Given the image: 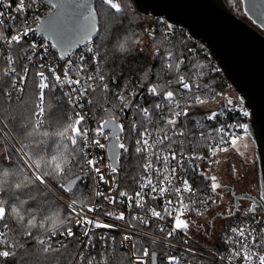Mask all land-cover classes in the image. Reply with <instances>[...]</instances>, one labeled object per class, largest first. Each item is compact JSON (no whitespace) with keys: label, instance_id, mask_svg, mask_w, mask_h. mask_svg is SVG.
<instances>
[{"label":"built area","instance_id":"1","mask_svg":"<svg viewBox=\"0 0 264 264\" xmlns=\"http://www.w3.org/2000/svg\"><path fill=\"white\" fill-rule=\"evenodd\" d=\"M19 5L20 0H0V12L5 13L2 17L4 23L0 25V57L4 61L5 73L15 68L16 74L12 75V77L14 78L16 87L10 92L12 93V97L20 101L31 68L35 67L39 71H44L48 78L46 82L49 84V88L45 91L58 89L63 92L64 101L68 106L70 116L73 117L74 113L85 116L83 127L90 130L89 142L93 138H98L101 139V143L107 145L108 141H105L99 136L93 137L91 133L92 129L99 127L104 121L99 119L92 109L91 90H89L86 96H81L78 102L74 101L70 105L68 102V94L72 93L73 88H78L79 86L63 85L53 87L56 84L55 75H59L63 80L64 72L68 68H71L69 72L70 79L80 80L81 84H85L87 78L92 76L94 79L90 83L94 86L98 85V78L104 65L96 49L94 40L74 50L64 62L56 51L57 49L52 47L53 44L42 37L37 31L42 19L50 13L52 8L42 0H24L25 9L23 11H17ZM25 28L31 29L27 36L22 35ZM180 30L186 31L181 28ZM186 34L189 36L187 31ZM12 35H21L20 42H12L9 45L7 41ZM168 35L170 36L171 33ZM194 42L206 48L199 42L195 40ZM32 45H35V49L31 47ZM23 46L25 47L24 49ZM208 55V59L214 62L213 67L219 68L212 55L210 53ZM21 56H23L26 64L20 61ZM28 57L31 59H28ZM9 60L14 63H9ZM41 65H43V68L40 67ZM49 69H54V73L49 71ZM227 84L231 89L220 93L215 99L210 100L209 103L201 108L200 114L196 118L194 117L196 120L194 127H197L195 131L191 130L192 126L186 120L187 118H182L184 117L183 113L177 118L175 130L172 126L165 124V119L171 118L173 115L172 113H168V109L163 112L164 122H155L151 118V122L145 127H140L138 122H134L136 117L135 112L139 111L141 115H143V112L138 110L137 107L135 108V100L132 97L129 102H133L131 119L133 120V124L136 125V129L134 130L135 134L132 136L134 144H136L137 139H140V133L144 132L145 128L151 133V136L147 137L149 147L146 151H142L146 155V160L142 166L143 169L141 170L136 185L133 187L122 185L119 176L120 162L118 172H111V168L108 167V165L112 164L108 147L106 149L92 148L87 150L90 151L93 158L99 161L98 166L104 177V180L101 181L98 179L97 173L87 170L91 176L93 185L92 191L87 196L75 199L48 184L49 191L66 208L73 200L77 201L78 207L80 204L86 206L94 205L97 211L86 212L85 214L90 218L96 217L101 222L110 224L113 227L93 228L89 234L91 236L89 240V237L84 235L85 228L76 223L79 217L72 215L74 224L71 226V229L74 235L68 237L66 235V229L56 231L55 235L51 234L46 239L47 241L45 240L46 245L51 244V249L56 247H69V251L73 252L74 256L68 264H152L153 253L158 255V264H168V258L171 256L179 259L180 264H230L229 257H232L231 264H243L242 257L237 258L232 256V251L234 248H240V244L237 241L247 239L251 242L252 236L257 237V242L264 240V214L260 209L257 208L255 213L245 215L251 206L240 207L239 205V211L233 213V208L232 212L227 216L219 218L217 225L202 226L204 218L209 214L215 213L216 207L219 204L220 188L215 193H212V181L209 179L213 175L218 177L216 174L217 171L213 170L217 156L234 146L230 143L229 138H226L225 143L220 144V136L217 135L215 129L219 127L227 128V126L231 125L232 127L228 130L232 132L234 137H238L236 139L237 143L244 136H248V127L245 132L239 125L248 126L251 120L249 111L242 106L240 101L238 105H227V100L230 99L228 94L234 90L230 81ZM188 94L189 92L182 87V90L176 97L180 101L178 111L183 106L182 100ZM148 97H152L150 93L147 96H141L139 103L146 102ZM187 99L188 102L191 101V98ZM161 103H164V108L168 107L167 102L164 101ZM213 103H217L216 108L218 109L216 111L209 109ZM142 108H145V106ZM147 108L150 114L152 106ZM245 111L248 112L247 117L243 115ZM213 112L218 113L217 117L212 120L207 119ZM123 115L128 116L125 114V109ZM114 120L119 125L123 124L124 129H126L127 124H125L124 120ZM201 130L204 132V136L200 135ZM174 131L177 132L176 135H173ZM180 131H184L185 135L180 136L178 134ZM108 132L105 131V134H108ZM194 133L197 138L195 137L193 140L191 135ZM165 136L170 137V139H164ZM157 140H162L163 142L157 143ZM136 146L138 147L137 144ZM139 146L142 149L144 148L143 144ZM213 148L216 149L215 156L211 154ZM220 148L226 150L221 151ZM173 153L176 155L175 160L171 159ZM157 154L160 156V159H157ZM164 157H168L167 163L164 162ZM184 157H189L190 159L184 161L183 165H181L180 162L184 160ZM149 162H151L152 167L148 171H145L144 166ZM173 169H175L174 175L172 172ZM157 170H159V173ZM164 176H168L172 181V191H166L163 195H159L160 187H169L167 182L160 183L164 179ZM149 177H151L157 187L156 193L151 192L150 187L144 188L143 190L140 187L141 184L147 182ZM185 179L188 180L190 186L194 189V194L182 193L184 196V204L188 205L187 209L181 207L179 204V196L174 191L176 187L183 189V181ZM216 182L219 183L218 179ZM97 191L102 192L104 195L96 196L95 193ZM120 191H126L128 196L133 197L131 206H129L127 197H119ZM139 191H143L145 194L144 200L142 201L144 204L143 209L138 208L135 204V200L137 199L136 193ZM106 196L116 197L117 202L114 204L110 203L108 199H105ZM190 196L191 199H189ZM205 198L208 199V203L206 205L200 204L199 200ZM166 201H171L172 203L166 205ZM192 201H196V203L193 204ZM165 207L172 211V216L167 214ZM153 208L159 211L164 218L152 217L149 209ZM109 211L115 212L116 215L123 212L125 219L117 220L106 215L105 213ZM180 211L184 212L181 218L190 221L187 234L183 230H177L175 236L168 237L167 233L174 226L175 216ZM197 212L200 214H197ZM133 216L144 217L147 223H143L140 220H133ZM233 227L237 229L243 228L246 232L250 231L251 235L246 234L245 237H240L233 234L231 232ZM161 228L165 229V231H161ZM62 231L64 235H61ZM0 232H4L1 226ZM125 236L130 239L126 240ZM5 242L4 238L0 239V251L5 250ZM253 250L259 254H264V249ZM145 251L148 253L147 256L144 255ZM1 262L2 260H0V264Z\"/></svg>","mask_w":264,"mask_h":264},{"label":"trees","instance_id":"2","mask_svg":"<svg viewBox=\"0 0 264 264\" xmlns=\"http://www.w3.org/2000/svg\"><path fill=\"white\" fill-rule=\"evenodd\" d=\"M114 2L121 4V13H116L108 4L103 3V0H98L96 3L99 35L94 43L104 65L99 76L103 75L105 80L101 82L98 78L96 90L91 91L90 97L92 109L99 119L106 120L114 117L117 120H124L127 124L123 137H125L124 142L128 151L120 156L119 176L122 185L133 187L141 174L146 155L142 152L137 153L135 150L137 146L132 140L135 134L131 119L132 110L130 109L128 116L123 115L125 105L132 97L135 100V108L141 111L143 106L149 108L152 106L150 119L152 118L155 122H164L163 112L168 107H165L163 111L155 108V104L164 101L151 95L152 97H148L146 102L139 103L140 97L148 95L150 86H157L159 91L160 87L167 85L169 81L172 82L171 87H165L164 91L173 90L177 97L182 90V84L178 83L179 77L183 75L185 82L191 85V92L182 100L183 106L179 111L183 113V110L187 108L188 116L182 118H187L186 120L192 126L191 130L195 131L197 127H194L196 124L194 117L200 114L201 108L220 93L231 88L222 70L213 67L214 62L208 59V50L195 43L187 36L186 31L172 30L162 19H153V28L149 29L148 20L151 22V18L142 15L135 8L132 0H114ZM169 33H171L170 36ZM143 42L150 43L155 53L139 49ZM121 44L124 45L123 50L120 48ZM169 52L173 54L171 70L167 68L165 62V56ZM20 61L26 64L23 56ZM176 64L181 65L179 69L176 68ZM37 72H39L37 68H31L20 101L13 97L9 100L5 93L12 91L14 78L6 75L4 61L0 57V90H2L0 91V133H2L0 144L4 145L0 148V186L5 188L21 182L31 184L30 180L25 179L31 169H25V163H21L22 159L32 157L35 160L42 157L40 169L42 174L45 170L44 162L50 161L52 155L63 152L65 150L62 147L63 144H67L68 151L71 152L70 143L56 134L63 131L69 119L72 118L64 101L63 92L58 89L45 91V119L42 128L34 130V116L32 123H28V117L37 111L36 105L40 103ZM103 84L108 85L107 92L102 90ZM195 95H200L207 102L195 103ZM120 96L124 97L123 101L119 99ZM187 98H191V101L188 102ZM189 103L192 104L191 107L188 106ZM135 115L134 122H138L140 127H145L149 123V119L139 114V111H136ZM45 132L48 135H44ZM195 137L197 138L195 133L191 135L193 140ZM25 145L27 147H24ZM21 148L27 156L21 154ZM12 149L16 151L13 152ZM76 158L80 159L79 156ZM81 163H83L82 159ZM5 172L8 173L7 176L4 175ZM76 178H81L82 181L76 186L74 195L60 188V184L67 187L69 182ZM47 179L49 185L75 199L87 196L93 188L87 169L81 171L79 167H74L71 173L58 180ZM38 187L42 189L45 186L38 185ZM3 195L9 202L17 204L26 218L34 213L37 220V227L31 229L32 236L26 235L29 229L20 230L14 219L6 221L10 225L9 229L1 226L5 232L4 249L15 253L14 256L7 258V264H68L74 256L73 252L69 251V247H56L45 253L44 247L47 245L39 244L38 240H46L52 234L46 231L50 225L49 217H57L59 214L58 220L66 222L57 231L73 226L74 219L73 216L68 215L69 210L50 191L38 193L35 187L32 189L22 187L21 190L13 187ZM42 220L47 221L44 228L39 226ZM1 264H4L3 260Z\"/></svg>","mask_w":264,"mask_h":264},{"label":"snow or ice","instance_id":"3","mask_svg":"<svg viewBox=\"0 0 264 264\" xmlns=\"http://www.w3.org/2000/svg\"><path fill=\"white\" fill-rule=\"evenodd\" d=\"M103 3L108 4L111 9L115 10L116 13H121L122 8L121 4L114 2V0H103ZM86 6L77 4L76 9L67 17V19H62V20H57L54 19L50 22H48L46 25H44L42 28H38V31H46L50 35H52L56 40L57 44L52 45V47H63L67 45L68 47L73 46L77 40L76 37L79 36L80 39H84L85 37L90 35V30L86 32H82L81 26H80V17L83 15L82 9H84ZM25 9L24 5V0H20V5L17 9V11H23ZM5 15V13L0 12V25L4 23L2 17ZM31 29L25 28L22 35L27 36ZM21 40V35H12L11 38L7 41L9 45L12 44V42L19 43ZM33 49H35V45L31 46ZM120 48L123 50L124 45L121 44ZM172 57L173 54L169 52L165 56V62L167 65V68L169 70L172 69ZM63 59V57H61ZM28 59H31L28 57ZM9 63H14L13 61L9 60ZM180 64H176V68H180ZM43 68V65L40 66ZM27 71V70H26ZM49 71L54 73V69H49ZM71 71V68H68L64 72V79L62 80L59 75H55V81L56 84L53 85V87H59L63 85H77L79 86L78 88H73L72 93L68 94L69 99L68 102L70 105L74 103V101L78 102L81 96H86L89 92L95 91L97 86H94L90 81L94 79V77L89 76L87 78V81L85 84H81L80 80H72L69 78V72ZM83 71V69H81ZM15 68H12L9 70L6 75L12 76L15 75ZM36 75L40 78L39 83L37 84L38 89L40 90L39 93V100L40 103L36 105L37 111H34L29 117H28V123H32V117H35V128H42L44 126V119H45V106H44V97H45V90L49 88V84L46 82L47 81V76L45 75L44 71H39L36 73ZM26 80V77H25ZM99 80L103 82L105 80V77L103 75L99 76ZM171 81L168 82L167 85H162L160 87V90L158 91L157 86L153 85L150 86L148 89V92L153 95L159 97L162 101L167 102L168 105V111L172 113L173 115L171 118L166 119V124L172 126V128L175 130L176 124H177V118L181 116V112L178 111L177 109L180 108V101L176 99V92L173 90H167L164 91L165 87H171ZM178 83L182 84V87L184 90H187L188 92H191V85L187 82H185V77L181 75L179 77ZM13 88L16 87L15 84L12 85ZM197 89L199 90V85H197ZM22 90V89H21ZM104 92L108 91V85L103 84V89ZM2 91V90H0ZM78 93V94H76ZM9 100L12 98V93H5ZM75 94V95H74ZM119 99L123 101L124 97L120 96ZM195 103L197 104H205L207 101L205 99H202L200 95H195L194 97ZM227 105L228 106H233L234 101L232 99L227 100ZM49 106L51 107L50 103ZM164 103H157L155 104V108L158 110L163 111L164 109ZM189 107L192 106L191 103L188 104ZM127 107V105H125ZM141 111L143 112L144 117L149 119V122H151L150 117H149V109L147 107L142 108ZM183 115L185 117L188 116V110L185 108L183 110ZM218 113L213 112L211 115L207 117V119L212 120L217 117ZM245 117L248 116V112L245 111L243 113ZM114 117L112 120H104L103 123L91 130V133L93 137L99 136L102 137L105 141H108V144L106 145L105 143H101V139L98 138H93L91 142H89V134L90 130L88 128L83 127L84 121H85V116L81 115L79 113H74L73 117L69 119V122L67 123L66 127L63 128V131H60L56 133L59 137H61L62 140H66L70 143L71 145V152L68 151V145L63 144L62 147L65 149L63 152H58V155H52L50 161H45L44 162V171L41 174V160L43 159L42 157L40 159H35L33 160L32 157H27L28 163L25 164V169L26 170H34V171H29V175L25 178L26 180H30L31 184L28 183H16L14 186L9 185L7 188L0 186V226H2L4 229H9L10 225L8 220L14 219L15 222L18 224L20 230H24L25 228L29 229V231L26 232L27 236H32L31 229L37 227V220L36 216L34 213L29 214V217L26 218L25 214L21 211L20 207L15 204L9 202V200L5 199V196L3 195L4 193L10 191L13 187L16 190H21L22 187L24 188H29L32 189L35 187V190L38 193H48V179L51 178L54 180H58L59 178H62L66 176L68 173H71L73 171L74 167H79L81 171L84 169H87L89 172H95L98 174V179L103 181L104 177L103 174L101 173V169L98 166L99 161L91 156L90 151H87L88 149L92 148H99V149H106V147H111L112 149V159L116 161V164H111L108 165V167L111 168L112 173H117L118 172V163L120 156L122 155V152L120 150H123L124 153L128 151L127 145L124 142L125 137L122 136L124 132V126L123 124L116 125L114 123ZM232 126L229 125L227 128L225 127H219L215 129V132L217 135L220 136V144L225 143L226 138L230 139L231 144L236 143V139L238 137H234L232 132L229 131ZM242 129L247 130V125H239ZM202 128V126H201ZM105 129H111L108 134H105ZM136 129V125H133V130ZM177 132L174 131L173 135H176ZM180 136H184L185 133L184 131H180L178 133ZM2 135V133H0ZM31 135V133H29ZM44 135H48L47 132L44 133ZM201 136H204V132L201 130L200 132ZM211 135V133H209ZM151 136V133L147 131V128H145V131L140 133V139H137L136 144L138 147H136V152L141 153L142 151H146L147 148L149 147V140L147 137ZM164 139H170V137L165 136ZM157 143H162V140H157ZM143 144L144 148L140 147L139 145ZM82 146V147H81ZM4 145L0 144V148H3ZM24 147H27L25 145ZM219 147V145H217ZM221 151H225L226 149L220 148ZM13 152L16 151V149H12ZM20 152L22 155L27 156L26 153H24L23 148L20 149ZM213 156L216 155V149H212ZM79 156L80 159H77L76 157ZM195 158V157H192ZM202 158V157H201ZM81 159L83 160V163H81ZM157 159H160V156L157 154ZM164 162H168V157H164ZM172 160L176 159L175 153L172 154L171 156ZM189 157H184V160H182L180 163L183 165L184 161L189 160ZM23 163V161H21ZM219 163V161H217ZM152 167L151 162L146 164L144 166L145 171H148ZM235 170V169H234ZM159 173V170H157ZM173 175L175 174V169L172 170ZM203 175V173H201ZM5 176L8 175L7 172L4 173ZM209 179L212 181L211 183V191L212 193H215L218 188L221 187L219 183H217V177L215 175L209 177ZM164 182H167L169 185L168 188L165 187H160L159 188V195H163L166 191H172L171 184L172 181L168 178V176H164V179L160 181L161 184ZM74 182H69V186L65 187V185L60 184V188L69 192H72L73 195L74 190L71 187V184ZM38 185H45L44 188H39ZM141 189L143 190L144 188H151V192L156 193L157 192V187L153 183L151 177L147 179V182L144 184L140 185ZM176 194L179 196V204L181 205L182 208L187 209L188 205L184 204V196L182 193H191L194 194V189L190 186L189 182L187 179L183 181V189L180 187H176L174 189ZM96 196H101L104 195L102 192L97 191L95 193ZM144 192L139 191L136 193L137 199L135 200V204L138 208L143 209L144 204L142 201L144 200ZM119 197L124 198L127 197V200L129 202V206H131V201L133 200V197L128 196V193L126 191H120L119 192ZM156 198V197H153ZM105 199H108L110 203H116L117 198L116 197H105ZM191 199V196L189 197ZM241 199H250V197L243 196ZM171 201H166L167 204H171ZM193 204L196 203V201H192ZM199 203L202 205H206L208 203V199H200ZM215 203V201H213ZM235 210L239 211V205H235ZM68 208V215H76L79 217V219L76 220V223L82 227L85 228L84 235L89 237V240L91 239V236L89 235L90 232L92 231L93 228L99 229V228H111L113 227L110 224H106L101 222L98 218L96 217H88L85 213L86 212H94L97 211V208L93 206H86L84 204H80L78 207V203L76 200H73L69 205H67ZM151 216L159 219H163L164 217L161 216V213L159 211H156L154 208L149 209ZM165 211L169 216H172V211L169 210L167 207H165ZM232 212V210H229ZM256 208L251 207L247 210L245 215L249 213H255ZM106 215L113 217L117 220H124L125 215L123 212H120L119 215H116L115 212L109 211L105 213ZM197 214H200L197 212ZM58 215L57 217H49L48 220L50 221L49 227L46 229V231L51 232L52 235H55L56 231L62 226L65 225L64 220H58ZM184 215L183 211L178 212V214L175 216L174 220V226L172 227L171 231H168L167 235L168 237H173L176 235L177 230H183L185 234H187V230L189 229V224L190 221H186L185 219H182L181 217ZM133 220H140L143 223H147V220H145L144 217L140 216H133ZM45 223L47 221H41L40 222V227L44 228ZM91 226V227H87ZM161 231H165V229L161 228ZM231 232L233 234H236L240 237H245L247 235H251V232L248 231L246 232L245 229L240 228L237 229L233 227L231 229ZM61 235H64V232H61ZM66 235L68 237H72L74 233L72 232V229L70 226L66 227ZM5 236L4 232H0V239H2ZM125 239H130L129 237L125 236ZM38 243L41 245H45L46 242L43 239L38 240ZM237 243L240 244V248H234L232 251V256L240 258L242 257V262L243 264H264V254H259L257 251H254L253 249H264V240L257 242V237L252 236L251 242H249L247 239H244L242 241H237ZM15 247V245H13ZM51 250V244H48L46 247H44L45 253L49 252ZM15 253L10 251V250H2L0 251V260L4 261V264H7V258L14 256ZM144 255L147 256L148 253L147 251L144 252ZM155 258V256H153ZM231 259L232 257H229V261L231 264ZM168 264H180V260L177 259L175 256H171L168 258Z\"/></svg>","mask_w":264,"mask_h":264},{"label":"water","instance_id":"4","mask_svg":"<svg viewBox=\"0 0 264 264\" xmlns=\"http://www.w3.org/2000/svg\"><path fill=\"white\" fill-rule=\"evenodd\" d=\"M52 8L38 28L57 19H67L76 9L77 4L86 6L80 17L82 32L90 30V35L84 39L76 37L77 42L55 49L62 61L69 55L95 40L99 35V16L96 11L98 0H42ZM139 12L154 20L162 19L172 29H184L189 36L205 46L220 70L230 81L238 95L239 101L251 115L248 125V136L253 141L258 166L260 196L257 198L249 193L234 196V206L240 205V200L252 203L251 207L260 209L264 214V0H242L243 10L249 21L238 16L225 0H132ZM38 31V30H37ZM38 33L51 42L57 40L46 31ZM133 102L125 107L128 115ZM112 120V119H108ZM114 123L119 125L115 120ZM111 129H105L110 131ZM121 152L123 150H120ZM112 164V149L108 147ZM119 168V163H118ZM81 178L73 179L71 187L75 190ZM69 186V184H68ZM67 186V187H68ZM247 196L250 199H241ZM235 207L233 213H235ZM152 264H158L155 253Z\"/></svg>","mask_w":264,"mask_h":264},{"label":"rangeland","instance_id":"5","mask_svg":"<svg viewBox=\"0 0 264 264\" xmlns=\"http://www.w3.org/2000/svg\"><path fill=\"white\" fill-rule=\"evenodd\" d=\"M233 11L243 19H248L246 13L243 10L242 0H225ZM153 19L148 20L149 29L153 28ZM139 49L147 50L149 53H155V49L150 43L143 42ZM228 97L234 101V105H238V95L234 90L230 91ZM224 101V100H223ZM225 102V101H224ZM217 103L210 105L209 109L216 111L218 108ZM256 148L249 136H244L243 139L238 141L228 151L220 153L217 156L213 170L217 171V179L227 184H233L238 191H244L257 196L260 192L259 178H258V166L255 161ZM23 163L27 164L28 159H22ZM219 161V163H217ZM235 169V170H234ZM31 171V170H30ZM223 196L225 191L219 190V204L216 207L215 213L209 214L204 221L211 216L221 212V206L224 203ZM240 207H248V202L241 200ZM218 215V214H217ZM203 221V223H204ZM219 219H216L214 224L217 225Z\"/></svg>","mask_w":264,"mask_h":264},{"label":"flooded vegetation","instance_id":"6","mask_svg":"<svg viewBox=\"0 0 264 264\" xmlns=\"http://www.w3.org/2000/svg\"><path fill=\"white\" fill-rule=\"evenodd\" d=\"M245 20L249 21V19H245ZM218 181H219V184L221 185V187H220L221 190L222 191H225V196H223V199H225V200H224L223 205L221 206V212L217 213L218 215L216 214L214 216L209 217L207 219V221H204V223L202 224V226H204V227L205 226L206 227L207 226H212L214 224V222H215L216 219H219V218H221L223 216H227L230 213L229 210L230 209L233 210V208H234V196L235 195L247 193V192H244V191H238L237 188L233 184H230V183L225 184V183L221 182L220 180H218ZM259 196H260V194H258L255 197L258 198ZM247 202H248V206H251L252 205L251 202H249V201H247Z\"/></svg>","mask_w":264,"mask_h":264}]
</instances>
